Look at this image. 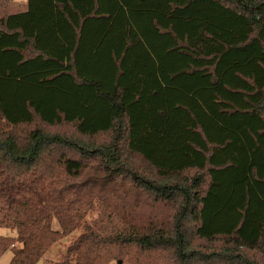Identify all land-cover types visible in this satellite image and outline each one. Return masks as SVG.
<instances>
[{
	"label": "trees",
	"instance_id": "obj_1",
	"mask_svg": "<svg viewBox=\"0 0 264 264\" xmlns=\"http://www.w3.org/2000/svg\"><path fill=\"white\" fill-rule=\"evenodd\" d=\"M35 122L77 137L16 133ZM125 151L178 208L170 228L143 229L105 194L130 173ZM189 216L198 240L264 249V0H0V228L14 232L0 256L37 264L70 237L46 264L131 247L190 264Z\"/></svg>",
	"mask_w": 264,
	"mask_h": 264
},
{
	"label": "rangeland",
	"instance_id": "obj_2",
	"mask_svg": "<svg viewBox=\"0 0 264 264\" xmlns=\"http://www.w3.org/2000/svg\"><path fill=\"white\" fill-rule=\"evenodd\" d=\"M18 4L26 3V0H12ZM4 13L9 14L15 12L16 9L4 7ZM40 128L50 134H60L66 137H77L74 128L71 125L46 127L38 122H35L28 127H19L16 133L19 137H23L29 130ZM109 134H102L93 139L97 144H106L109 142ZM88 142L87 139L84 140ZM126 164L130 169V173L118 178L107 186V196L113 192L119 199V206L130 210L136 217V225L146 229L148 225H156L157 227H171L173 217L178 212V208L173 205V202L161 200L154 194L146 191L140 186L137 181H159L154 177V171L143 162L138 156L129 154L125 151L123 154ZM74 158L81 159L83 164L89 168H98L96 161L85 158H80L77 154ZM94 172L90 169L86 171L87 176H92ZM193 172L188 174L191 176ZM138 177L133 181L132 176ZM185 177V176H184ZM207 184L202 186V190H206ZM180 203V199L176 200V206ZM192 217L189 216L184 225L187 231V240L191 242L193 260L190 264H264V249L248 250L245 248H237L233 242L227 239L215 238L211 241L198 240L192 235L195 227ZM14 232L9 229L0 228V238H10ZM73 238V237H72ZM70 237L62 240L59 245L53 247L46 256L37 264H46V260L55 262L58 259L59 252L64 249ZM129 258L113 260L110 264H181L174 251H169L166 248L156 252L141 253L138 249L128 248ZM12 257L11 251L7 250L0 256V264H8Z\"/></svg>",
	"mask_w": 264,
	"mask_h": 264
},
{
	"label": "crops",
	"instance_id": "obj_3",
	"mask_svg": "<svg viewBox=\"0 0 264 264\" xmlns=\"http://www.w3.org/2000/svg\"><path fill=\"white\" fill-rule=\"evenodd\" d=\"M15 3V2H14Z\"/></svg>",
	"mask_w": 264,
	"mask_h": 264
}]
</instances>
